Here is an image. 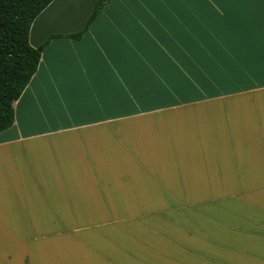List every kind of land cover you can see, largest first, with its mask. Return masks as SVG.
Returning <instances> with one entry per match:
<instances>
[{"label": "crops", "instance_id": "0c3cea01", "mask_svg": "<svg viewBox=\"0 0 264 264\" xmlns=\"http://www.w3.org/2000/svg\"><path fill=\"white\" fill-rule=\"evenodd\" d=\"M14 109L0 264H264V0H111Z\"/></svg>", "mask_w": 264, "mask_h": 264}, {"label": "trees", "instance_id": "16d2710c", "mask_svg": "<svg viewBox=\"0 0 264 264\" xmlns=\"http://www.w3.org/2000/svg\"><path fill=\"white\" fill-rule=\"evenodd\" d=\"M54 0H0V133L15 122L14 103L37 72L42 53L54 38L81 39L111 0H97L85 27L73 34H52L35 48L32 24Z\"/></svg>", "mask_w": 264, "mask_h": 264}, {"label": "rangeland", "instance_id": "374dc122", "mask_svg": "<svg viewBox=\"0 0 264 264\" xmlns=\"http://www.w3.org/2000/svg\"><path fill=\"white\" fill-rule=\"evenodd\" d=\"M92 0H81V4L79 5V9H72L71 6L69 10H66L65 8V4H67L68 2H63L61 1L60 4L58 5V7L56 8L53 7V11L48 12L46 17H43V21H49L50 25L48 26V31L52 28L55 27L56 25H60V26H66L67 24H74V26H76L77 24H79L80 21L83 20L86 12L89 10V7L91 5ZM64 6V7H63ZM95 6V5H94ZM63 7V12L60 11V9ZM94 8V7H93ZM92 8V10H93ZM52 10V9H51ZM91 12V11H90ZM69 14V15H68ZM68 15V16H67ZM45 16V15H44ZM71 16H76L77 20L75 21H68L66 25H62L64 23H62L64 21V19H70ZM53 29V28H52ZM36 39V33H35V38Z\"/></svg>", "mask_w": 264, "mask_h": 264}]
</instances>
